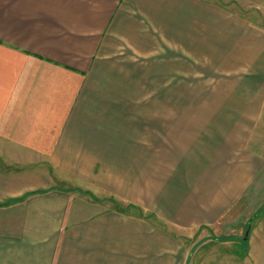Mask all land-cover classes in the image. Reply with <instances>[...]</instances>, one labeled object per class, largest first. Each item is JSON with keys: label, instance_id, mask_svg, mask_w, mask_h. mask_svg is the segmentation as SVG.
I'll list each match as a JSON object with an SVG mask.
<instances>
[{"label": "crops", "instance_id": "crops-1", "mask_svg": "<svg viewBox=\"0 0 264 264\" xmlns=\"http://www.w3.org/2000/svg\"><path fill=\"white\" fill-rule=\"evenodd\" d=\"M206 60L228 64L208 121L133 126L93 84ZM0 264H264V25L204 0H0Z\"/></svg>", "mask_w": 264, "mask_h": 264}, {"label": "rangeland", "instance_id": "rangeland-1", "mask_svg": "<svg viewBox=\"0 0 264 264\" xmlns=\"http://www.w3.org/2000/svg\"><path fill=\"white\" fill-rule=\"evenodd\" d=\"M215 6L226 8L231 7L234 13L246 17L248 20L259 25H264V11H255L241 0H204ZM164 49L169 52V48L165 45L163 38L158 36L156 40V56L163 58ZM173 58L176 57L174 52L169 53ZM122 69L114 64V67L106 71L105 75L94 78L93 84L100 85L101 90L108 92L101 93V96H108L109 99L116 101H131L132 106L126 111H133V126L138 120L149 115L157 118L171 117L176 122L181 117H202L207 121L212 117H223L228 115V64L217 63L212 61L192 62L189 64L188 75L173 76H148L140 74V70H136L137 76H125L133 72L131 68L138 62H120ZM159 65V64H158ZM178 71V70H177ZM142 72V71H141ZM144 74L150 72L146 69ZM164 73V71H159ZM112 74V75H111ZM119 74V75H118ZM133 102V103H132ZM189 131L196 126H187ZM209 127V126H205ZM257 194V193H256ZM94 202L101 199L103 209L104 203H108L109 208L115 209V198L111 196H93L86 194ZM256 196L252 194V198ZM127 214L132 215L134 207L127 206ZM249 215H255L257 207L252 205L248 207ZM141 216L143 212L141 211ZM250 216V217H251ZM190 240L191 246L198 237Z\"/></svg>", "mask_w": 264, "mask_h": 264}]
</instances>
